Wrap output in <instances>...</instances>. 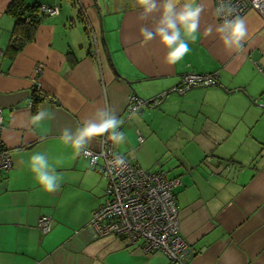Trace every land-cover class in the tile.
I'll use <instances>...</instances> for the list:
<instances>
[{
	"label": "crops",
	"instance_id": "obj_1",
	"mask_svg": "<svg viewBox=\"0 0 264 264\" xmlns=\"http://www.w3.org/2000/svg\"><path fill=\"white\" fill-rule=\"evenodd\" d=\"M10 1L0 0V134L12 162L0 171V264H178L161 251H143L140 243L92 235L88 222L104 200L106 182L97 165L60 138L106 100L126 137L114 152L150 170L144 153L152 148L153 128L147 117L157 106L145 105L131 119L125 109L131 94L143 101L167 94L160 104L177 107L179 131L196 158L174 169L183 181L173 190L179 235L191 251L183 264H264V108L255 104L264 96V18L252 8L244 13V49L231 52L215 32L203 35L209 24L221 23L213 0H196L206 6L198 39L188 41L183 60L168 65L159 38L141 44L140 28L151 29L157 16L139 19L136 0H24L58 12L43 14L33 40L10 60ZM186 74L216 80L178 91ZM37 85L52 100L33 110ZM40 110L51 119L37 127L31 117ZM100 147L98 137L88 149ZM37 152L61 176L57 192L43 190L30 170ZM41 216L51 220L44 234Z\"/></svg>",
	"mask_w": 264,
	"mask_h": 264
},
{
	"label": "built area",
	"instance_id": "obj_2",
	"mask_svg": "<svg viewBox=\"0 0 264 264\" xmlns=\"http://www.w3.org/2000/svg\"><path fill=\"white\" fill-rule=\"evenodd\" d=\"M213 3L215 9L219 0H213ZM231 3L240 16L252 8L264 18V0H231ZM40 12L54 14L58 12V8L42 6ZM218 20L223 22L222 19ZM215 80L213 75L186 74L177 90L183 92L192 86L213 85ZM163 97L164 94L143 101L136 94H131L125 109L131 113L134 107L159 103ZM261 104L264 105V96ZM136 134L138 142H143L141 132L137 131ZM102 141H105V137H101L99 151L88 149L89 154L81 153L88 158L90 164L98 166V171L106 182L104 200L92 211L88 222L92 235H111L120 237L129 244L140 243L145 252L158 250L170 261L183 264L190 257L191 251L179 235L178 205L173 193L174 188L183 183L182 178L169 177L160 168L149 170L131 163L114 152L111 141ZM116 156L123 159V165H115ZM11 166L10 153L3 146L0 134V171H7ZM50 221L48 216L39 218L38 226L43 234L49 231Z\"/></svg>",
	"mask_w": 264,
	"mask_h": 264
},
{
	"label": "clouds",
	"instance_id": "obj_3",
	"mask_svg": "<svg viewBox=\"0 0 264 264\" xmlns=\"http://www.w3.org/2000/svg\"><path fill=\"white\" fill-rule=\"evenodd\" d=\"M141 9L139 19L147 20L150 16L156 15L157 19L151 29L141 27L140 34L143 37L141 44L159 38L160 43L165 47L166 55L164 61L168 65H175L189 53V43L195 42L200 32V19L206 10L203 2L196 0H136ZM213 15L222 19L218 25L209 24L203 32L205 37L215 32L221 40L224 48L231 52H241L244 49V42L248 36L246 20L236 14V9L231 0H219ZM105 96L107 90L104 89ZM139 107L131 110V119H138ZM46 119H51L47 110H40L31 117V123L37 127L41 126ZM122 120L118 119L114 110L107 104L97 109L91 118L86 119L82 126L74 131L64 129L61 135L62 141L71 146L76 154H89L88 147L98 137H105V141H111L113 145H120L125 142V133L120 131ZM30 170L34 173L38 184L49 193L57 192L61 186V176L56 172L53 165L49 163L45 153H34L30 157ZM59 163V161H57ZM116 166L123 165L124 161L120 156L115 157Z\"/></svg>",
	"mask_w": 264,
	"mask_h": 264
},
{
	"label": "rangeland",
	"instance_id": "obj_4",
	"mask_svg": "<svg viewBox=\"0 0 264 264\" xmlns=\"http://www.w3.org/2000/svg\"><path fill=\"white\" fill-rule=\"evenodd\" d=\"M147 108V107H146ZM176 106L161 103L147 117L149 126L153 128L152 148L144 153L145 159L152 165L150 170L157 168L168 171V176H177L174 169L184 168L191 160H196L194 155L188 151L185 135L179 131L180 122L176 120ZM150 110V109H149ZM200 155V154H198ZM197 155V156H198Z\"/></svg>",
	"mask_w": 264,
	"mask_h": 264
},
{
	"label": "trees",
	"instance_id": "obj_5",
	"mask_svg": "<svg viewBox=\"0 0 264 264\" xmlns=\"http://www.w3.org/2000/svg\"><path fill=\"white\" fill-rule=\"evenodd\" d=\"M6 13L12 17L14 22L10 39L5 50L7 57L12 60L27 43L33 40L36 28L41 21L43 13L40 12L39 6L28 5L24 0H11L6 8ZM45 99L52 100L50 96L41 92L36 86L31 93L33 110H35L38 102ZM149 105L152 106L153 104Z\"/></svg>",
	"mask_w": 264,
	"mask_h": 264
},
{
	"label": "water",
	"instance_id": "obj_6",
	"mask_svg": "<svg viewBox=\"0 0 264 264\" xmlns=\"http://www.w3.org/2000/svg\"><path fill=\"white\" fill-rule=\"evenodd\" d=\"M101 19V18H100ZM103 41H104V38H103ZM129 84H131V82L129 81V80H126ZM219 86V85H218ZM193 87H196V86H192V87H190L189 89H191V88H193ZM219 87H221V86H219ZM188 90V89H187ZM224 91H227V90H225V89H223ZM238 91H240V92H242V90L241 89H239ZM173 92H177L176 90H174ZM166 96H167V94H165V96L163 97V99H165L166 98ZM248 99L249 100H251L249 97H248ZM252 101V100H251ZM253 102V101H252ZM160 104V102L159 103H156V104H153L154 106H158ZM257 106H260L261 108H264V105H262V104H259V103H255Z\"/></svg>",
	"mask_w": 264,
	"mask_h": 264
}]
</instances>
